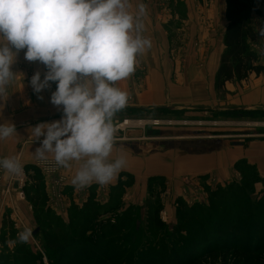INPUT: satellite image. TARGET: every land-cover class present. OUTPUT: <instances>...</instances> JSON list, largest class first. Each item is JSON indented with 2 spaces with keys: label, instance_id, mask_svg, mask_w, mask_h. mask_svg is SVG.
Listing matches in <instances>:
<instances>
[{
  "label": "rangeland",
  "instance_id": "374dc122",
  "mask_svg": "<svg viewBox=\"0 0 264 264\" xmlns=\"http://www.w3.org/2000/svg\"><path fill=\"white\" fill-rule=\"evenodd\" d=\"M247 1L258 11L250 18L253 37L248 42L258 56L264 49V40L254 31V25L264 24V0ZM155 7L159 15L168 17L172 55L183 64L184 60L194 58L198 65L190 79L175 80L172 113L162 109L128 111L136 119V131H139L134 135L137 138L129 142L141 143L149 153L159 149L156 143L166 146V142H174L178 164L188 152L206 153L217 156L212 161L217 167L196 176L173 179L154 176L147 183H136L134 178L126 176L113 189L102 188L94 193L88 204L85 198L88 190H73V197L66 191L68 183L61 173L63 167L53 175L39 171L38 162L31 169L24 165L25 198L15 189L16 183L6 197L1 195L2 188L16 178L3 170L0 208L18 204L24 216L13 217L14 221L5 217L0 233V264H98L95 259L108 254L113 261L109 264H125L126 255L116 245L128 235L132 244L139 238L142 242L155 243L166 228L173 231L184 224L191 226L198 244L196 254L215 244L240 247L264 244V161L259 155L263 152L255 150L259 157L256 163L251 164L247 159L248 148L264 142V110H234L226 86L240 81L228 82L221 90L215 86L216 78L213 87L198 81L204 62L210 59L212 62L215 54L226 49L227 0H158ZM200 51H204L203 56ZM263 71L264 67L260 73ZM49 88L52 91L53 85ZM128 122L121 125L128 128ZM222 149V155L218 154ZM233 156L240 159L230 165ZM62 181L66 185L60 186ZM39 182L45 183L46 194L44 190L39 194L31 190L27 194V186L37 187L41 185ZM134 188L136 192L130 194ZM32 199L37 202L38 210H44L35 211L36 220ZM26 227L33 230L28 243H6Z\"/></svg>",
  "mask_w": 264,
  "mask_h": 264
},
{
  "label": "clouds",
  "instance_id": "9594fccd",
  "mask_svg": "<svg viewBox=\"0 0 264 264\" xmlns=\"http://www.w3.org/2000/svg\"><path fill=\"white\" fill-rule=\"evenodd\" d=\"M132 8L131 0H0V98L17 77L11 65L20 50L26 49V60L47 67L43 80L37 71L30 83L40 93L56 82L50 101L62 107L63 116L31 129L36 139L44 137L34 157L53 164L50 171L82 161L71 180L81 189L112 183L126 165L123 156L109 160L118 131L113 118L129 101L114 85L133 74L138 55L152 47L143 35L147 5ZM254 31L264 40V24L254 25ZM13 135V124H0V140ZM0 169L26 178L18 156L0 158ZM32 233L26 227L6 243L26 244Z\"/></svg>",
  "mask_w": 264,
  "mask_h": 264
},
{
  "label": "crops",
  "instance_id": "0c3cea01",
  "mask_svg": "<svg viewBox=\"0 0 264 264\" xmlns=\"http://www.w3.org/2000/svg\"><path fill=\"white\" fill-rule=\"evenodd\" d=\"M157 1L131 0L133 12L136 11V5L139 3L143 2L147 5V15L143 18L145 26L143 35L151 39L152 47L145 53L138 55L135 72L128 78L115 82L114 85L129 94V101L125 109L118 112L113 118V122L118 131L109 160L114 161L116 158L123 156L126 160V165L112 183L101 186L93 182L90 186L83 188L84 190H88L85 193V198H87L86 203L92 195H95L94 193H97L102 188H106L107 191L113 189L118 186L120 181H124L126 176L134 178L136 183H141V181L147 183L154 176L161 175L167 179L180 178L186 175L196 176L202 175L217 167L212 164V161L217 156H208L209 154L206 153L190 154L188 152L186 154L187 157L182 158V162L178 164L174 154L177 146L174 142H166V146L156 143L159 149L151 153L145 152L141 143L129 142L131 139L137 138L134 135L139 133V131H136V119L128 111L132 113L162 109L167 113H172L170 105L176 99L174 95L175 80L183 77L190 79L196 73V65H198L194 58L184 60L185 64H183L180 58H175L172 55L168 38V23L166 25L168 17L166 15L164 18V15L161 16L157 13L155 7ZM0 43H3V41L0 40ZM12 50L16 52L14 48ZM25 52L26 49L16 53L11 70L17 77L9 84L8 95L5 98H0V124L10 123L16 129V135L0 140V157L18 156L23 165L31 169L38 162L34 157V153L36 148L41 146L44 138L40 137L36 139L31 129L39 123H51L61 120L63 111L62 108L58 109L50 101L51 95L57 87L56 82H49L51 86L53 85L52 91L50 88H46L40 93L34 92L30 83L31 77L39 71L41 73V79L43 80L48 69L39 61L26 60ZM203 52L201 53L200 51L201 56H203ZM222 54L221 50L218 54H215L212 62L211 59L204 62V70L200 71L202 75L198 78L199 82L205 84L210 83L212 87L214 86ZM258 56L257 65L263 68L264 55H261L259 52ZM226 90L231 93V106L234 105V110H264V71L259 75L255 73L251 74L246 80L240 81L239 84H227ZM40 96L43 99L38 98ZM126 120L129 121L128 128H125L126 125H121ZM257 149L263 152L259 153V155L262 161H264L263 142L260 146L254 147L252 145V147L248 148L250 157H247V159L251 164L256 163L259 159L254 154ZM217 152L222 155L223 149ZM183 154L185 155V153ZM239 159L240 157L233 156L229 164L233 165ZM49 160H53L51 155H49ZM70 163L71 167L62 168L61 173L68 183V189L66 191L73 197L75 196L73 190L78 189V187L73 186L71 180L82 161H72ZM224 170H226V167ZM43 184L45 185V183ZM135 189L130 194L136 192ZM43 193H46V190ZM12 206L9 204L0 208V233L4 229L2 223L5 217H9L14 221L15 219L13 217L18 219L17 217L24 216L20 205L17 204L16 207ZM35 211L33 207L32 213L34 220H36Z\"/></svg>",
  "mask_w": 264,
  "mask_h": 264
},
{
  "label": "trees",
  "instance_id": "16d2710c",
  "mask_svg": "<svg viewBox=\"0 0 264 264\" xmlns=\"http://www.w3.org/2000/svg\"><path fill=\"white\" fill-rule=\"evenodd\" d=\"M227 5L228 26L224 40L226 49L222 54L216 76L215 86L218 90H221L228 82L246 80L251 74L261 72V68L256 64L258 56L250 49L248 43L253 37L250 18L258 11L252 9L247 0H227ZM39 183L41 185L33 187L34 189L32 185L27 186V194L31 190L37 194L43 191L44 184ZM32 202L34 203L33 199ZM37 206V202L34 203V209L42 213L43 208L38 210ZM126 222L121 226H124ZM161 224L159 227H163ZM162 237L158 238L155 243L149 240L142 242L143 239L139 238L135 244H132L130 235H128L122 243L116 246L123 249L126 255L123 261L125 264H264L263 243L245 247H240L239 244H215L208 250L196 254L198 244L194 240L191 226L180 225L179 229L173 231L166 228ZM111 246L116 247L114 244ZM116 249L121 251L117 247ZM108 255L95 260L98 264L112 263V258Z\"/></svg>",
  "mask_w": 264,
  "mask_h": 264
},
{
  "label": "built area",
  "instance_id": "2783aa9c",
  "mask_svg": "<svg viewBox=\"0 0 264 264\" xmlns=\"http://www.w3.org/2000/svg\"><path fill=\"white\" fill-rule=\"evenodd\" d=\"M54 167V165L53 164H51V163H49V164H44V163H41V162H38L37 163V165H36V168L39 170V171H42V172H44V173H48V174H53V175H55L58 171H59V169H60V167H58V168H56L54 171H50V169L51 168H53ZM3 172V169H0V173H1V175H2V172ZM24 173H25V177L26 178H19V177H16L13 181L14 182H11V183H9V184H7L4 188H2V186H1V188H2V191H1V195L2 196H4V197H6L9 193H10V191H11V188H13V190H14V185H15V183H16V185H17V188H15V189H19L20 190V192H19V195L21 196V197H24L25 198V187H26V185H27V175H26V172H25V170H24ZM59 181H61L60 179H58ZM66 179H64V181H65ZM66 182H67V180H66ZM59 185L60 186H64V185H66V183L64 184V182L62 181V182H59ZM61 191L63 190V189H60ZM163 213V212H162ZM165 213H163V215H164ZM164 217V216H163ZM162 217V218H163Z\"/></svg>",
  "mask_w": 264,
  "mask_h": 264
},
{
  "label": "water",
  "instance_id": "95a60500",
  "mask_svg": "<svg viewBox=\"0 0 264 264\" xmlns=\"http://www.w3.org/2000/svg\"><path fill=\"white\" fill-rule=\"evenodd\" d=\"M35 234H36V232H35Z\"/></svg>",
  "mask_w": 264,
  "mask_h": 264
}]
</instances>
